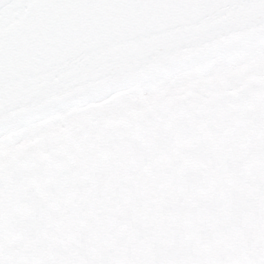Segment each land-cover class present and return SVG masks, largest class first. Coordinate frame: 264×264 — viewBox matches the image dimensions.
<instances>
[{"label":"water","instance_id":"95a60500","mask_svg":"<svg viewBox=\"0 0 264 264\" xmlns=\"http://www.w3.org/2000/svg\"><path fill=\"white\" fill-rule=\"evenodd\" d=\"M264 33V0H0V129ZM0 165V264H264V74Z\"/></svg>","mask_w":264,"mask_h":264},{"label":"rangeland","instance_id":"374dc122","mask_svg":"<svg viewBox=\"0 0 264 264\" xmlns=\"http://www.w3.org/2000/svg\"><path fill=\"white\" fill-rule=\"evenodd\" d=\"M245 48L233 49L229 51L228 55H225V60L220 63L229 67L227 71L239 70L236 68L239 63L247 60L246 52H243ZM250 56L255 58L254 54ZM207 65L210 63L183 73L167 75L172 71H163L153 77L140 79L139 87L120 91L97 104L84 105L68 115L52 117L25 129L0 136V146L18 143L19 146L40 147L39 143L44 141V145L51 137L58 136L61 132L73 131L92 121L118 117L127 114L130 110L151 106L165 94L184 95L189 92L188 90L193 89L197 82L204 84L208 75L212 73V70H207ZM226 75L227 72L216 74L219 78L226 77ZM40 126H44L45 129L39 130Z\"/></svg>","mask_w":264,"mask_h":264},{"label":"flooded vegetation","instance_id":"af4514ba","mask_svg":"<svg viewBox=\"0 0 264 264\" xmlns=\"http://www.w3.org/2000/svg\"><path fill=\"white\" fill-rule=\"evenodd\" d=\"M241 47H246L243 52H246L245 58L247 60L239 63V65L236 67V68H239V70L227 71L229 67L220 63L222 60H225L226 58L225 55H228L229 51L233 49H237V48L225 49L224 51H219L214 54H211L207 57L208 59H210L209 57H211V59L207 62V63H210V65H207V68H208L207 70H212V73L208 75V78L206 80L207 82L205 81L204 84L197 82L194 85L193 89L188 90L189 92H186L185 94L197 93L203 96H209L211 94L208 90L209 88H212L213 92L218 91V90H230V89H234L238 87L239 85L243 83V81L249 78L261 77L264 74V33L256 37L254 40L250 41L249 44L245 46L243 45ZM250 53L252 55L254 54L255 58L251 57ZM220 72H227L226 77H223V78L217 77L216 74ZM139 85L141 84L139 83ZM139 85L137 87H139ZM179 95H183V94H177V95L165 94L163 98L154 102L151 106L155 105L156 103L162 101L163 99L167 97H173V96H179ZM151 106H146V107H151ZM43 127L44 126H40V128L38 129L39 130L45 129ZM65 133H67V131L61 132L58 136L51 137L48 140V142H46L44 145H43L44 141L42 143H39L41 144L40 147H31L28 145L19 146L18 143H15L13 145L8 144L6 146H0V165L8 161L16 153L23 151V150L46 151L50 143L54 142L56 139H58L61 135Z\"/></svg>","mask_w":264,"mask_h":264},{"label":"bare ground","instance_id":"6f19581e","mask_svg":"<svg viewBox=\"0 0 264 264\" xmlns=\"http://www.w3.org/2000/svg\"><path fill=\"white\" fill-rule=\"evenodd\" d=\"M247 44H249V43H246L244 45H247ZM239 47H241V46H238L236 48H239ZM209 58L211 59V57H209ZM210 59L207 58V60H205L204 62L195 64V65H192V66H188V67H185L183 69L172 71L171 73H169L167 75L183 73V72L192 70V69H194L196 67H202ZM138 85H139V83L136 84V85L133 84V85L122 86V87H119V88H117L115 90L110 89L108 91L100 92V93H97V94H93L92 96H88V97L82 98L80 100H77L75 102H71V103L59 106V107L51 109V110H49V111H47L45 113H41V114H39V115H37V116H35L33 118H30V119H28V120H26V121H24V122H22L20 124H17L15 126L5 127V128L0 129V136H4V135H7V134L12 133V132L25 129L27 127L33 126V125H35L37 123H40V122H42L44 120H47L49 118H52V117H61V116L68 115L69 113L78 110L79 108L83 107L84 105L97 104L101 100L108 99V98H110L111 96H113L114 94H116V93H118L120 91L127 90V89H132V88L137 87Z\"/></svg>","mask_w":264,"mask_h":264},{"label":"trees","instance_id":"16d2710c","mask_svg":"<svg viewBox=\"0 0 264 264\" xmlns=\"http://www.w3.org/2000/svg\"><path fill=\"white\" fill-rule=\"evenodd\" d=\"M144 108V107H143ZM142 109V108H141ZM135 109H133V110H130V111H128L127 113H129V112H132V111H134ZM85 126V125H84Z\"/></svg>","mask_w":264,"mask_h":264}]
</instances>
